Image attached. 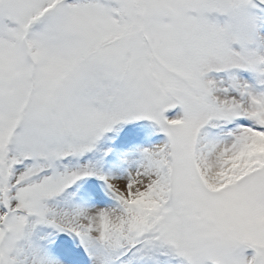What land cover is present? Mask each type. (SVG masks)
I'll list each match as a JSON object with an SVG mask.
<instances>
[{"label": "snow or ice", "instance_id": "1", "mask_svg": "<svg viewBox=\"0 0 264 264\" xmlns=\"http://www.w3.org/2000/svg\"><path fill=\"white\" fill-rule=\"evenodd\" d=\"M0 264H264V0H0Z\"/></svg>", "mask_w": 264, "mask_h": 264}]
</instances>
